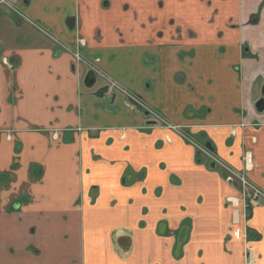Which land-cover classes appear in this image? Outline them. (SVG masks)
<instances>
[{
  "label": "crops",
  "instance_id": "0c3cea01",
  "mask_svg": "<svg viewBox=\"0 0 264 264\" xmlns=\"http://www.w3.org/2000/svg\"><path fill=\"white\" fill-rule=\"evenodd\" d=\"M231 1L0 7V264H264V201L232 206L220 169L110 84L264 191L263 0ZM79 37L82 62L62 48Z\"/></svg>",
  "mask_w": 264,
  "mask_h": 264
},
{
  "label": "flooded vegetation",
  "instance_id": "af4514ba",
  "mask_svg": "<svg viewBox=\"0 0 264 264\" xmlns=\"http://www.w3.org/2000/svg\"><path fill=\"white\" fill-rule=\"evenodd\" d=\"M263 6H264V0L261 2V5L259 7V11ZM259 11L252 15L251 22H254V23L258 22ZM79 40H82L83 42L80 44ZM84 45H85L84 39L79 37L73 46V48L74 47L78 48V51H79L83 60H84V58L82 55V49L81 48L84 47ZM242 51H243L244 56L256 57V55H253L250 52V47L248 46V44L243 45ZM91 72L93 73L95 71L91 70ZM110 84H111V86H116L121 91H124L127 103L132 108L137 110L138 112L145 114L147 116L149 115L152 123L157 124L162 128H166V129L176 133L177 135L182 137L185 142L192 145L195 149L196 157L199 161L201 160V158H205L208 160L211 167H215V166L218 167L222 173L224 181L228 185L233 187V189L238 194V198H237L238 201L236 203H233V198H227L226 199L232 206L238 207V206L242 205L243 210H246L252 204L264 201V199H261V198H258L256 200H252V197H250V195H249L252 193V191L246 185L242 184V179H243L246 182H249L251 185L255 186L257 189H259L264 194V191L262 189H260L255 183H253L249 179L247 172L251 170L250 166H248V168L245 167L243 170H237V169L231 167L230 165H228L226 162H224L222 159H220L214 153L213 148L208 141H205L202 138L199 139V138L192 137V135H190L187 131H185V129H183L181 126L171 123L165 117H163L158 111L149 107L145 102L142 101V99H140L139 96L124 90L123 88L117 86L112 81H110ZM254 109L259 113L264 111V87L259 90V94L255 98ZM244 161L246 162L247 159L244 158Z\"/></svg>",
  "mask_w": 264,
  "mask_h": 264
},
{
  "label": "built area",
  "instance_id": "2783aa9c",
  "mask_svg": "<svg viewBox=\"0 0 264 264\" xmlns=\"http://www.w3.org/2000/svg\"><path fill=\"white\" fill-rule=\"evenodd\" d=\"M0 7L7 9L8 11L13 13L20 19L28 20L26 15L23 13L21 6L19 5V0H0ZM79 42L81 44L83 41L79 40ZM62 48L70 52L72 57L75 59V61H78V62L84 61L77 47H74L71 49L63 44ZM242 184L246 185L252 191V193L249 194L250 197H252V200H256L258 198L264 199V194L259 189H257L255 186L251 185L249 182H246L243 179H242Z\"/></svg>",
  "mask_w": 264,
  "mask_h": 264
},
{
  "label": "water",
  "instance_id": "95a60500",
  "mask_svg": "<svg viewBox=\"0 0 264 264\" xmlns=\"http://www.w3.org/2000/svg\"><path fill=\"white\" fill-rule=\"evenodd\" d=\"M94 82V78L92 77V75L89 73L86 75L85 77V84L86 85H92Z\"/></svg>",
  "mask_w": 264,
  "mask_h": 264
},
{
  "label": "rangeland",
  "instance_id": "374dc122",
  "mask_svg": "<svg viewBox=\"0 0 264 264\" xmlns=\"http://www.w3.org/2000/svg\"><path fill=\"white\" fill-rule=\"evenodd\" d=\"M227 3H228V6H229V12L231 11V9H232V7H233V5H234V2H232L231 0H230V3H229V0H227ZM8 11V10H7ZM250 207V206H249ZM248 207V208H249ZM240 209L243 211V207H242V205H240ZM247 210V209H246ZM245 210V211H246Z\"/></svg>",
  "mask_w": 264,
  "mask_h": 264
}]
</instances>
